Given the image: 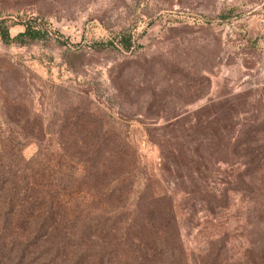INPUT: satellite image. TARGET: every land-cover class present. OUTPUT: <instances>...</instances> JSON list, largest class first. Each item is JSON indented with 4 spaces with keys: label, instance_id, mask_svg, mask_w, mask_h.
<instances>
[{
    "label": "rangeland",
    "instance_id": "rangeland-1",
    "mask_svg": "<svg viewBox=\"0 0 264 264\" xmlns=\"http://www.w3.org/2000/svg\"><path fill=\"white\" fill-rule=\"evenodd\" d=\"M26 24L36 38L2 39ZM73 121L88 131L58 132ZM71 138L131 149L111 218L128 221L145 185L168 196L180 249L142 263L264 264V164H246L264 145V0H0V143L55 172L58 141ZM77 193L75 236L91 197ZM9 227L14 254L0 264H18L14 243L30 231ZM47 243L26 246L19 264H81L75 254L93 244L52 262ZM129 254L115 264H133Z\"/></svg>",
    "mask_w": 264,
    "mask_h": 264
},
{
    "label": "trees",
    "instance_id": "trees-1",
    "mask_svg": "<svg viewBox=\"0 0 264 264\" xmlns=\"http://www.w3.org/2000/svg\"><path fill=\"white\" fill-rule=\"evenodd\" d=\"M1 34L4 41L12 37L22 40L24 37L36 38L38 31L26 24L14 36L9 37L6 30ZM119 43L128 47L129 41L122 37ZM79 128L88 131L86 126L73 121L59 125L58 132H66L67 135L70 130L74 135L75 129ZM35 129L43 130L40 123ZM76 140L58 141L56 152L59 170L75 161L83 164V172L74 176L62 174L59 170L45 171L42 167L34 166L29 159H24L17 143L9 146L0 143V256L14 254L9 251L12 244L8 247L6 244L9 235L3 234L10 228L12 220L30 230L25 242L14 243L18 264L25 257L22 254L26 246L31 248L43 242H49L43 248L49 253L48 258L52 262L57 257H67L71 247L84 244L85 241L93 244L84 245L77 254L73 249L70 251L76 255V262L81 264H115L120 256L130 251L133 264H144L142 262L146 253L150 252L156 257L178 252L180 246L170 200L164 194H154L149 186L145 185L137 194L133 214L128 221L121 223L116 215L112 218L109 216L113 214L112 206L121 202L127 193L125 174L133 160L131 149L126 143L116 139L107 142ZM259 147L246 164L262 167L264 145ZM81 190L91 197L85 215L87 223H83L82 228L78 227L75 236L71 232V222L79 221L81 216L78 211L72 216L68 214L74 208L69 201L72 194H78ZM98 211L99 216L96 217ZM70 216L71 220H68ZM67 221L69 224L65 228H58ZM30 224L31 228L28 227ZM54 232H57L55 237L52 236ZM67 234L75 236L72 237L75 240H71ZM53 238L56 239L54 242Z\"/></svg>",
    "mask_w": 264,
    "mask_h": 264
}]
</instances>
